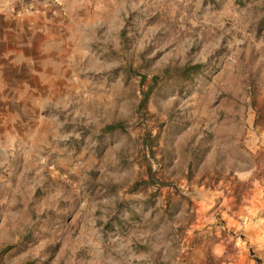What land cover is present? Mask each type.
Wrapping results in <instances>:
<instances>
[{
	"label": "rangeland",
	"instance_id": "rangeland-1",
	"mask_svg": "<svg viewBox=\"0 0 264 264\" xmlns=\"http://www.w3.org/2000/svg\"><path fill=\"white\" fill-rule=\"evenodd\" d=\"M9 2L0 264H264V0Z\"/></svg>",
	"mask_w": 264,
	"mask_h": 264
},
{
	"label": "crops",
	"instance_id": "crops-1",
	"mask_svg": "<svg viewBox=\"0 0 264 264\" xmlns=\"http://www.w3.org/2000/svg\"><path fill=\"white\" fill-rule=\"evenodd\" d=\"M6 5H11V2L9 0H0V8H5Z\"/></svg>",
	"mask_w": 264,
	"mask_h": 264
},
{
	"label": "trees",
	"instance_id": "trees-1",
	"mask_svg": "<svg viewBox=\"0 0 264 264\" xmlns=\"http://www.w3.org/2000/svg\"><path fill=\"white\" fill-rule=\"evenodd\" d=\"M198 66H199V65H193L192 68H193V69H196V68H198ZM253 257H254V259H255L257 262H259V263L261 262V259L258 258L257 256H253Z\"/></svg>",
	"mask_w": 264,
	"mask_h": 264
}]
</instances>
